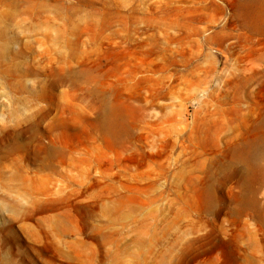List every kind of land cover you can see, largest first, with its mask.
Listing matches in <instances>:
<instances>
[{"label": "rangeland", "instance_id": "1", "mask_svg": "<svg viewBox=\"0 0 264 264\" xmlns=\"http://www.w3.org/2000/svg\"><path fill=\"white\" fill-rule=\"evenodd\" d=\"M36 2L2 25L0 264H264L256 4Z\"/></svg>", "mask_w": 264, "mask_h": 264}, {"label": "bare ground", "instance_id": "2", "mask_svg": "<svg viewBox=\"0 0 264 264\" xmlns=\"http://www.w3.org/2000/svg\"><path fill=\"white\" fill-rule=\"evenodd\" d=\"M242 1L244 2V4L242 5V8L239 14H246L245 11H243V8L244 6H247L248 3H250V0H246V1L242 0ZM19 2L20 4L15 3V2H10V4L7 5V9L5 11L0 12V40H2L1 37L4 38L5 34L9 33L7 30H5V27L3 28L2 25H7L11 21L13 22L12 20L13 15L17 13L15 9L19 8L20 13H24V14L29 13V14H32V16L37 14L36 8L38 4L36 0H21ZM252 2L256 4L255 5L256 11L254 13L255 20L254 22L250 23V27L253 30V32H256L257 34H261V33H264V0H252ZM18 26H20V24ZM2 49H3V52H2ZM5 50L6 48L0 44V59L5 57V54H6ZM105 111H108V114L111 116H121L126 111H130V109H129V106L125 104H118L114 101L113 103L108 102L105 105ZM237 153L239 154L238 157L240 158V161L242 162L245 172L248 174L256 172L257 170L260 169L261 164H263L264 162V136H260L257 140H252V141H249L243 144L241 147L237 149ZM56 221L59 222L60 220L59 221L56 220ZM58 226L61 227L60 224H58ZM169 250L166 251L167 255H168ZM162 263L170 264V261L164 259ZM242 264H259V263H258V260L248 257V259L246 261H243Z\"/></svg>", "mask_w": 264, "mask_h": 264}]
</instances>
